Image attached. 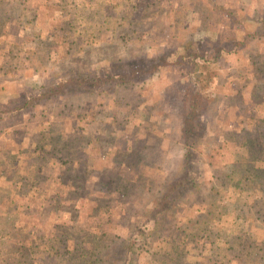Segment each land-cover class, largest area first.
I'll list each match as a JSON object with an SVG mask.
<instances>
[{
	"label": "rangeland",
	"instance_id": "1",
	"mask_svg": "<svg viewBox=\"0 0 264 264\" xmlns=\"http://www.w3.org/2000/svg\"><path fill=\"white\" fill-rule=\"evenodd\" d=\"M255 16L264 0H0V264H264Z\"/></svg>",
	"mask_w": 264,
	"mask_h": 264
},
{
	"label": "trees",
	"instance_id": "2",
	"mask_svg": "<svg viewBox=\"0 0 264 264\" xmlns=\"http://www.w3.org/2000/svg\"><path fill=\"white\" fill-rule=\"evenodd\" d=\"M224 13L225 14L229 13V11L225 10ZM229 16H232V14H229ZM255 17H257L256 18L257 21L261 20L260 21L261 26H260V28H258L255 31L243 30L245 38L254 37V35L262 34L264 31V19H262V17H258V16H255ZM235 39H234V42L236 41ZM236 42L234 44H236V45L241 44V43H239L240 41H236ZM242 42H243V40H242ZM192 106H193V111H194V105H192ZM188 113H191L190 107H189V111L186 114H188ZM193 120H195V119H193ZM194 122L195 123H191L189 120V123L183 125V127H182V135H183L182 137L187 144H193V143L196 144L197 143V141H196L197 139H195V137L198 135V132L200 134V130L202 128L201 123H200L201 121L196 120Z\"/></svg>",
	"mask_w": 264,
	"mask_h": 264
}]
</instances>
